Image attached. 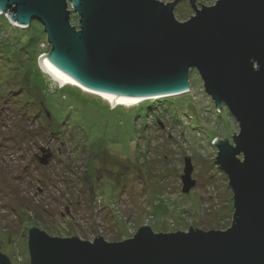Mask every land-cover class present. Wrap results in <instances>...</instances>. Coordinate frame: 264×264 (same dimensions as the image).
<instances>
[{"label":"rangeland","instance_id":"374dc122","mask_svg":"<svg viewBox=\"0 0 264 264\" xmlns=\"http://www.w3.org/2000/svg\"><path fill=\"white\" fill-rule=\"evenodd\" d=\"M69 11L76 26L75 12ZM5 14L0 15V251L10 264H30L32 228L52 237L92 242L97 236L112 243L132 238L143 225L153 233L231 226L233 193L212 141L232 142L239 128L224 106L217 111L195 71L189 73V92L112 108L45 75L38 66L50 47L43 27L37 21L17 27ZM173 14L179 22L191 18L185 0ZM186 158L195 183L184 193Z\"/></svg>","mask_w":264,"mask_h":264},{"label":"water","instance_id":"95a60500","mask_svg":"<svg viewBox=\"0 0 264 264\" xmlns=\"http://www.w3.org/2000/svg\"><path fill=\"white\" fill-rule=\"evenodd\" d=\"M174 1L0 0V12L18 26L37 21L50 46L45 55L92 89L164 99L188 91L195 71L217 111L224 106L239 128L232 142L212 141L233 193L231 226L153 233L143 225L112 243L32 228L30 264H264V0L201 7L185 0L184 22L174 17ZM191 172L186 158L184 193L194 186ZM0 264H10L2 253Z\"/></svg>","mask_w":264,"mask_h":264},{"label":"bare ground","instance_id":"6f19581e","mask_svg":"<svg viewBox=\"0 0 264 264\" xmlns=\"http://www.w3.org/2000/svg\"><path fill=\"white\" fill-rule=\"evenodd\" d=\"M11 23L17 27L24 28L23 26H18L17 24L13 22ZM38 63H39L38 64L39 68L43 72L47 73L50 79L54 81L55 83H57L60 87H65L69 85H71L72 87L77 86L80 88L81 91L99 97L104 102L109 104L110 107L112 108H114L115 106L131 108V107L137 106L138 104L144 101H153V100L163 98V97H142V96L113 94V93H107V92H103L100 90L92 89L76 81L67 72H65L60 67H58L54 62H52L46 55L41 56ZM186 92H189V91H185L184 93ZM184 93L182 92V93H178L174 95L172 94L166 97L172 98L173 96L181 95Z\"/></svg>","mask_w":264,"mask_h":264},{"label":"flooded vegetation","instance_id":"af4514ba","mask_svg":"<svg viewBox=\"0 0 264 264\" xmlns=\"http://www.w3.org/2000/svg\"><path fill=\"white\" fill-rule=\"evenodd\" d=\"M180 0H175L174 2L178 3Z\"/></svg>","mask_w":264,"mask_h":264},{"label":"clouds","instance_id":"9594fccd","mask_svg":"<svg viewBox=\"0 0 264 264\" xmlns=\"http://www.w3.org/2000/svg\"><path fill=\"white\" fill-rule=\"evenodd\" d=\"M3 14V12H1V15ZM6 17V16H5ZM7 18V17H6ZM7 20H8V18H7ZM9 21V20H8ZM10 22V21H9Z\"/></svg>","mask_w":264,"mask_h":264},{"label":"built area","instance_id":"2783aa9c","mask_svg":"<svg viewBox=\"0 0 264 264\" xmlns=\"http://www.w3.org/2000/svg\"><path fill=\"white\" fill-rule=\"evenodd\" d=\"M1 15V14H0ZM5 16H7V14H5ZM8 17V16H7ZM11 23V22H10Z\"/></svg>","mask_w":264,"mask_h":264},{"label":"trees","instance_id":"16d2710c","mask_svg":"<svg viewBox=\"0 0 264 264\" xmlns=\"http://www.w3.org/2000/svg\"><path fill=\"white\" fill-rule=\"evenodd\" d=\"M7 12H9V11H7ZM48 234V233H47ZM0 253H2L1 251H0ZM3 254V253H2Z\"/></svg>","mask_w":264,"mask_h":264}]
</instances>
